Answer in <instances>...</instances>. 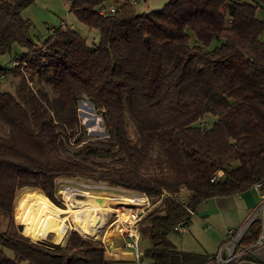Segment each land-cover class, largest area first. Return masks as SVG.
<instances>
[{
	"label": "trees",
	"instance_id": "trees-1",
	"mask_svg": "<svg viewBox=\"0 0 264 264\" xmlns=\"http://www.w3.org/2000/svg\"><path fill=\"white\" fill-rule=\"evenodd\" d=\"M111 1L116 10L101 15L104 0H69L76 19L97 30L87 42L62 25L36 40L21 15L33 0H0V75L17 77L13 91L0 88L7 128L0 136V214L7 217L0 264H132L106 259L102 242L76 230L64 245L47 244L14 224L18 188H39L61 205L54 179L91 174V164L104 167L111 184L154 199L163 189L190 190L187 204L165 197L161 210L144 216L149 245L142 252L151 264L204 262L213 253L171 248L167 233L203 199L264 181V22L255 16L264 0H166L145 11ZM4 55L9 65H2ZM82 95L101 110L104 142L80 132ZM205 114L214 120L201 126ZM70 145L78 150L66 153ZM217 169L223 176L211 181ZM259 228L253 219L239 243L253 244Z\"/></svg>",
	"mask_w": 264,
	"mask_h": 264
},
{
	"label": "crops",
	"instance_id": "crops-1",
	"mask_svg": "<svg viewBox=\"0 0 264 264\" xmlns=\"http://www.w3.org/2000/svg\"><path fill=\"white\" fill-rule=\"evenodd\" d=\"M62 1V7L66 13L73 15V13L69 11V0ZM48 3L50 4L48 5ZM138 4L139 6L137 7ZM133 5L136 11L152 9L148 7L149 4L147 0H134ZM49 7H54L51 2L41 0L39 5H37L36 0H33L32 3L21 10V15L23 18L28 19L31 25L34 24V29L36 28L39 32L47 33V35L51 32L53 27L58 25L68 26L74 30L78 28L74 22L65 20L67 16L65 19L60 18L59 15ZM255 16L258 20L264 22V5H259L256 8ZM75 21L78 20L76 19ZM31 31L33 32V28L30 26V33ZM76 31L79 33L78 30ZM95 31L97 36V30L95 29ZM258 38L264 42V27ZM262 196H264V181L259 189L251 185L250 188L241 192L230 195L210 196L203 199L196 205L185 225L177 229H172L176 231L177 239L176 242L169 247L208 256L209 254L215 253L213 251L218 247L227 228H236L251 217L259 220L260 228L259 234L257 235L258 237L261 233H264V206L262 205ZM248 226L249 223L244 229L243 234H248ZM118 239V242H113L114 246L120 247L123 251L130 252V258L120 260L130 263L137 261V259L133 257L132 250L122 245L121 238ZM204 239H209L211 241L212 251L207 252L204 246L200 244V240L204 242ZM236 252L237 257L230 264H264V242L258 244L239 243L236 247ZM189 264L200 263L191 262Z\"/></svg>",
	"mask_w": 264,
	"mask_h": 264
},
{
	"label": "rangeland",
	"instance_id": "rangeland-1",
	"mask_svg": "<svg viewBox=\"0 0 264 264\" xmlns=\"http://www.w3.org/2000/svg\"><path fill=\"white\" fill-rule=\"evenodd\" d=\"M38 1L40 2L41 0H36L37 5H39ZM44 1L45 2H51V4L54 7H52V8L49 7V8H51L52 11L56 12L60 18L65 19V17L67 16V19H65L66 21L69 20V21L74 22L76 24V26L79 28V29L76 28V30L79 31L80 35H82L86 39L87 42L95 41L97 39L96 38L97 37L96 31L94 28H90L81 22L75 21L76 19L72 14L66 13V11L62 7L63 6L62 0H44ZM107 1L108 0H104V2H107ZM165 1L166 0H147V2L149 4L148 5L149 8L160 7ZM49 4L50 3H48V5ZM138 6H139V4L137 5V7ZM31 27L33 28V32L31 31V35L34 39L37 40V39H43L46 37L47 33L39 32V30L36 28L34 29V24L31 25ZM190 37H191V34H190ZM190 43H193V40H191ZM15 45H16L15 47L17 48L18 45L17 44H15ZM1 60H2L1 61L2 65H9L11 63L10 62L11 60H9V57L7 55L1 56ZM25 75H27V73H25ZM16 81H17V77L14 75H7V76H1L0 75V88L13 91L14 84ZM29 83H31V82H29ZM45 87L49 90L48 85H46ZM77 109H78V116H79V119L81 122L80 132H82V135L84 136L85 140L93 141V142L100 140V141L104 142L107 139V137L109 136V133L107 132V130L105 129V127L103 125L101 110L98 109L96 106H94V104L86 96H83V95L77 99ZM213 120H214V116H212L211 114H205L200 120H198V122L201 126H208V125H210L211 121H213ZM127 129L130 132L131 136H133L134 127H133V124H132V121L130 118L127 121ZM6 134H7L6 126L4 124L0 123V136H5ZM77 150H78L77 145H70V146H67V150L65 152L68 154H72V153L76 152ZM88 159L91 161H101V160L108 161L111 158L110 157L91 156ZM91 166L93 168V172L91 174H88V175H72V176L71 175H66V176L61 175V176H57L54 179V183H55L54 196L61 203V205H59V204H56L54 202L55 205L63 207V208L66 207V205L64 204V200L61 199V196L58 193V191H59L58 188L60 185L72 186L77 190H88V191L91 190V191H95V192H101V191L107 192L108 191V192L120 193V194H125V195H129V194L134 193L135 190L128 189L125 187H121L118 185H113L109 182V180L107 178L102 177V175L105 174V172H106L104 167H100V166H97L95 164H91ZM25 190L27 191V190H32V189L29 187H27V188L26 187L25 188L20 187L16 190L15 196L13 199V211H14L16 198ZM136 194L141 195L139 193H136ZM75 196L77 198H82L85 195L82 192H76ZM119 205H123V204H114L111 206L114 207V206H119ZM124 206H126V205H124ZM155 208H158V210H161V203H157V204L150 206L149 210L146 211L144 216L149 211H151ZM107 213L109 214V216H108L106 224H108V222L114 218V216H113V215H115L114 208L107 210ZM144 216L142 217V219L139 221V224H138L139 230H140V239L138 242V249H140L141 251H143L149 245L148 233H147V228H146L148 220ZM13 221H14L16 228L21 232L19 226L17 225V222L14 220V216H13ZM72 221H73V219L71 216L68 220H66V224L69 225L66 229H68V228L77 229L76 227L72 226L73 225ZM6 224H7V217L0 214V230L5 229ZM104 229H106V230L103 231ZM71 230H74V229H70L66 234L64 232V238H63L62 242H59V243L54 242L52 232H48L46 239L33 240V241L47 243V244L64 245ZM100 230H101L100 234L102 232L104 233V239L100 238V237H93V236H91L89 238L99 240L100 242H102L100 240V239H102L105 241L104 242L105 245H106V243H108L110 241H113L114 243L118 242L119 236L116 235L115 232L113 230H111V228H109L107 226V227H104ZM21 233H23V232H21ZM79 234L82 235L81 232ZM82 236H84V235H82ZM84 237H86V236H84ZM176 239H177L176 231L170 230L166 235V241L168 243V246H172L176 242ZM200 244L202 246H204V248L207 252L212 251L211 241L209 239H204V242L202 240H200ZM109 245H107L108 249L110 248ZM215 251L216 250H214L213 252H215ZM104 256L106 259H109V260H117L115 258L107 256L105 251H104ZM151 260H152L151 257H149L145 254H141L140 257L137 258V261H134L131 263L132 264H151Z\"/></svg>",
	"mask_w": 264,
	"mask_h": 264
},
{
	"label": "bare ground",
	"instance_id": "bare-ground-1",
	"mask_svg": "<svg viewBox=\"0 0 264 264\" xmlns=\"http://www.w3.org/2000/svg\"><path fill=\"white\" fill-rule=\"evenodd\" d=\"M76 192H82L85 196L77 198ZM58 193L66 204L65 208L55 205L39 188L25 190L16 198L14 220L22 225V232L32 240L46 239L48 232H52L54 242H62L64 232L69 226L66 220L70 216L73 219L72 226L83 235L104 239V233L100 234L99 227L107 223L109 216L107 210L114 208L117 211L115 222L126 219L133 211L129 206L112 207L111 205L142 200L141 195L138 194L77 190L72 186L63 185L59 186ZM109 244L110 248L106 250L109 257L130 258V252L115 247L113 241Z\"/></svg>",
	"mask_w": 264,
	"mask_h": 264
},
{
	"label": "built area",
	"instance_id": "built-area-1",
	"mask_svg": "<svg viewBox=\"0 0 264 264\" xmlns=\"http://www.w3.org/2000/svg\"><path fill=\"white\" fill-rule=\"evenodd\" d=\"M131 3H134V0H129ZM117 8V2L115 1H108L100 4L97 7V12L101 15H108L110 13H113ZM223 176L222 169H217L214 171L212 176L210 177L211 181L221 179ZM263 181L258 180L255 181L252 184V187L259 189L262 185ZM59 190V188H58ZM139 193L142 196V200L138 202H132V203H123V205L129 206L133 209V211L130 213V215L126 218L121 220L120 222H115L114 220L117 218V211H115V215L113 219H111L108 224L102 225L99 228L102 229L104 227H109L111 230L115 232L116 235L121 238L122 245L128 249L132 250L133 257L135 259L139 258L142 254L141 250L138 249V242L140 239V230H139V221L142 219L144 214L147 210H149V207L157 204L160 202L162 198L165 197H171L177 201H179L182 204H187L190 196V190L185 186H180L176 191L169 192L166 190H162L160 195L156 197L155 199L148 194L140 191H134L133 194ZM62 199V198H61ZM65 204V202H64ZM66 205V204H65ZM262 205L264 206V196H262ZM254 217L249 218L246 222H244L242 225L233 228H227L224 232L223 238L220 241L215 253L213 255L209 256L204 262L200 264H230L234 259L237 257L236 247L239 244V239L241 238L244 229L252 221ZM187 222V219L182 217L180 218L173 226V229H177L183 225H185ZM112 225V226H111ZM74 229L78 233H80L75 228H68L65 230V234L70 230ZM83 235V234H82ZM85 236V235H84ZM91 237V236H86ZM102 243L104 244V240L100 239ZM264 242V233H261L254 241L253 244H258ZM107 245H109V242L104 244L105 252L107 250ZM116 259V258H115ZM118 261H121L120 259H117Z\"/></svg>",
	"mask_w": 264,
	"mask_h": 264
}]
</instances>
